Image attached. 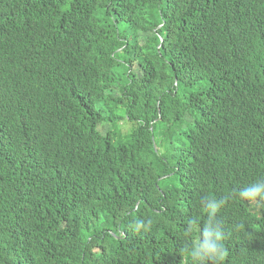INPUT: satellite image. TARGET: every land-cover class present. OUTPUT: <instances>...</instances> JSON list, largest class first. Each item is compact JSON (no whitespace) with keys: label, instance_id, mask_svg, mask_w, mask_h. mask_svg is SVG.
<instances>
[{"label":"trees","instance_id":"trees-1","mask_svg":"<svg viewBox=\"0 0 264 264\" xmlns=\"http://www.w3.org/2000/svg\"><path fill=\"white\" fill-rule=\"evenodd\" d=\"M262 178L264 0H0V264H191L208 197L264 264Z\"/></svg>","mask_w":264,"mask_h":264},{"label":"clouds","instance_id":"clouds-1","mask_svg":"<svg viewBox=\"0 0 264 264\" xmlns=\"http://www.w3.org/2000/svg\"><path fill=\"white\" fill-rule=\"evenodd\" d=\"M238 197L247 201H264V178L241 188ZM225 203L224 199L208 197L205 203L207 222L200 230V239L192 242L190 247L185 249L191 259V264H222L226 256V249L223 242L224 226L218 213ZM198 220L192 218L188 222L186 235L190 234ZM151 221L137 219L133 225V231L139 233L141 230L148 231Z\"/></svg>","mask_w":264,"mask_h":264}]
</instances>
